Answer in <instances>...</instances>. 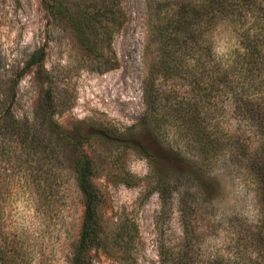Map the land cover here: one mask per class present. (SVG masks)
I'll use <instances>...</instances> for the list:
<instances>
[{
  "label": "rangeland",
  "instance_id": "rangeland-1",
  "mask_svg": "<svg viewBox=\"0 0 264 264\" xmlns=\"http://www.w3.org/2000/svg\"><path fill=\"white\" fill-rule=\"evenodd\" d=\"M153 24L147 0H0V100L20 121L13 140L0 132V264H68L85 215L73 139L102 195L94 264H210L234 251L232 211L255 214L254 179L221 159L206 164L222 178L213 192L191 169L177 110L192 97V63L159 69ZM236 43L232 26L218 28V54ZM243 117L232 112L228 128L252 144Z\"/></svg>",
  "mask_w": 264,
  "mask_h": 264
},
{
  "label": "trees",
  "instance_id": "trees-1",
  "mask_svg": "<svg viewBox=\"0 0 264 264\" xmlns=\"http://www.w3.org/2000/svg\"><path fill=\"white\" fill-rule=\"evenodd\" d=\"M147 2L161 57L159 69L179 75L185 56L192 63L187 74L191 79L192 97L187 99L190 108L176 109L178 118L186 120L191 128V152L184 158L191 169L205 174L203 187L213 192L222 186V178L207 173L206 164L216 165L221 159L236 173L250 172L254 179L255 214L232 211L234 218L230 221L237 229L232 238L234 251L214 258L210 264H264V0ZM225 24L233 27L237 43L233 49L218 54L216 32ZM88 49L99 51L93 46ZM12 106L3 105L0 100V132L4 130L11 140L20 135V121ZM150 110L151 114L156 110L154 104ZM232 112L242 113L243 120L253 125L252 144L245 135L229 130ZM150 129L152 133L156 131ZM21 137L26 138V134ZM68 145L74 154L72 167L85 202L82 230L72 246L68 264H94L95 253L107 241L99 213L102 195L93 182V162L80 150L81 141L73 139ZM49 159L52 178L57 176L53 168L58 164L56 158ZM188 174L183 173L182 179H188Z\"/></svg>",
  "mask_w": 264,
  "mask_h": 264
}]
</instances>
